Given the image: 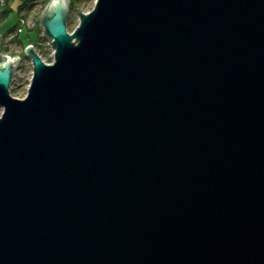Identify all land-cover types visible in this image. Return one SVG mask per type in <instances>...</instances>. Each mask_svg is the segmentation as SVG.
Wrapping results in <instances>:
<instances>
[{
	"label": "water",
	"instance_id": "1",
	"mask_svg": "<svg viewBox=\"0 0 264 264\" xmlns=\"http://www.w3.org/2000/svg\"><path fill=\"white\" fill-rule=\"evenodd\" d=\"M69 1L0 56V264H264V0Z\"/></svg>",
	"mask_w": 264,
	"mask_h": 264
},
{
	"label": "rangeland",
	"instance_id": "2",
	"mask_svg": "<svg viewBox=\"0 0 264 264\" xmlns=\"http://www.w3.org/2000/svg\"><path fill=\"white\" fill-rule=\"evenodd\" d=\"M73 6L69 3V8L66 17L67 30L71 32L78 24L80 13L88 11L94 4V0H73ZM49 0H3L0 5V33L2 36L1 45L5 44L8 49H3L2 52L10 54L17 53L23 57V48L27 44H32L35 50L42 55L46 61L53 59L52 49L48 44L47 36L42 33L43 27L40 24V17L44 12ZM19 4H23L20 6ZM24 14V15H21ZM21 17L25 19L21 21ZM19 19V20H18ZM17 23V24H16ZM28 23L27 25H24ZM17 25L15 29H7ZM18 28H21L20 30ZM17 34V35H16ZM17 36V37H16ZM16 37V38H15ZM18 38V39H17ZM11 40H18L17 42ZM4 42V43H3ZM10 48V50H9ZM22 50V51H21ZM23 68L17 69L14 75V81L11 86V94L23 96L28 88V83L33 72L31 59L27 58L23 62ZM2 106H0V113Z\"/></svg>",
	"mask_w": 264,
	"mask_h": 264
},
{
	"label": "flooded vegetation",
	"instance_id": "3",
	"mask_svg": "<svg viewBox=\"0 0 264 264\" xmlns=\"http://www.w3.org/2000/svg\"><path fill=\"white\" fill-rule=\"evenodd\" d=\"M8 32V31H7ZM1 39H2V36L0 37V56H2V55H9V56H14V57H17V60H16V63H15V68H14V71H13V75H12V77H14V75H15V71L17 70V69H19V68H21V70H22V68H23V62H24V60L25 59H27V58H31L29 55H27V54H25V46H23L22 47V45H21V43H19V45L21 46V48H23V51L22 52H24V56L22 57L21 55H20V53L19 54H17V53H10V54H7V53H4V52H2L3 51V49H8V46H6L5 44H3V45H1V43H2V41H1ZM18 39V38H17ZM11 41H14V42H17L18 40H11ZM19 42V41H18ZM17 42V43H18ZM4 43V42H3ZM6 49V50H7ZM9 50H10V48H9ZM2 59V58H1ZM1 59H0V63L2 62L1 61ZM11 80H12V78H11ZM21 97V95H16V97Z\"/></svg>",
	"mask_w": 264,
	"mask_h": 264
},
{
	"label": "built area",
	"instance_id": "4",
	"mask_svg": "<svg viewBox=\"0 0 264 264\" xmlns=\"http://www.w3.org/2000/svg\"><path fill=\"white\" fill-rule=\"evenodd\" d=\"M3 0H1V2H2ZM21 19V21L22 22H24L25 21V19L23 18V17H21L20 18ZM28 23H26V24H24V25H27ZM27 26H29V25H27ZM43 27V26H42ZM19 30L21 29V28H18ZM42 33H44V28H43V31H42ZM54 38L53 37H51V40H53ZM74 40V39H73ZM47 41H48V44H49V46L51 47V49H52V56H54V53H55V47H54V45H52V42L49 40V38H47ZM38 53V52H37ZM39 55H40V57L44 60V61H46L43 57H42V55L40 54V53H38ZM31 59V58H30ZM46 62H50V61H46ZM31 64H32V69H33V62H32V59H31ZM32 76V75H31ZM14 78L15 77H12V80L10 81V85L12 86V84H13V81H14ZM31 79V78H30ZM28 86H29V83H28Z\"/></svg>",
	"mask_w": 264,
	"mask_h": 264
},
{
	"label": "trees",
	"instance_id": "5",
	"mask_svg": "<svg viewBox=\"0 0 264 264\" xmlns=\"http://www.w3.org/2000/svg\"><path fill=\"white\" fill-rule=\"evenodd\" d=\"M69 2H70V5H71V7H72V6H73L72 3H73L74 1H73V0H70ZM19 5H20V6H23V4H22V5L19 4ZM70 5H69V6H70ZM21 15H24V14H21ZM18 20H19V19H18ZM16 24H17V23H16ZM16 24H15L14 26L9 27V28L7 29V31H9V29H15L16 26H17ZM16 35H17V34H16ZM16 37H17V36H16ZM16 37H15V38H16Z\"/></svg>",
	"mask_w": 264,
	"mask_h": 264
},
{
	"label": "bare ground",
	"instance_id": "6",
	"mask_svg": "<svg viewBox=\"0 0 264 264\" xmlns=\"http://www.w3.org/2000/svg\"><path fill=\"white\" fill-rule=\"evenodd\" d=\"M1 34V33H0ZM9 90H10V92H11V85L9 84Z\"/></svg>",
	"mask_w": 264,
	"mask_h": 264
}]
</instances>
